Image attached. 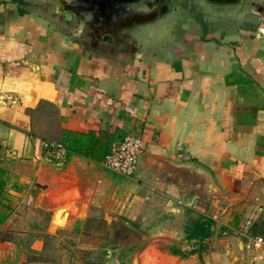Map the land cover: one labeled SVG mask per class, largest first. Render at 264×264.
Masks as SVG:
<instances>
[{
    "label": "crops",
    "instance_id": "obj_1",
    "mask_svg": "<svg viewBox=\"0 0 264 264\" xmlns=\"http://www.w3.org/2000/svg\"><path fill=\"white\" fill-rule=\"evenodd\" d=\"M240 21L219 40L196 31L181 47L168 49L164 36L118 55L20 0H0V192L13 208L0 233L30 213L31 254L42 255L47 241L65 243L61 226L78 232L94 214H111L146 235L130 264H187L196 255L248 264L249 252L236 263L223 239L250 216V232L264 236V15ZM128 135L146 145L132 177L103 165ZM42 140L65 143L63 166L43 157ZM189 161L207 166L225 195L195 189L170 165ZM196 219L212 220L210 237L187 239ZM22 249L2 237L0 264L24 261Z\"/></svg>",
    "mask_w": 264,
    "mask_h": 264
},
{
    "label": "flooded vegetation",
    "instance_id": "obj_2",
    "mask_svg": "<svg viewBox=\"0 0 264 264\" xmlns=\"http://www.w3.org/2000/svg\"><path fill=\"white\" fill-rule=\"evenodd\" d=\"M35 1L63 30L74 33L81 27L78 33L87 46L118 55L128 54L133 47L155 45L164 36H168V49L184 46L191 42L196 31L205 32L200 14L208 11L240 20L264 15V0H129L130 4L122 6L123 11H119L117 18L102 22L96 28L89 24L82 26L81 16L77 20L68 19L64 6L58 11L57 0ZM231 26H236V22Z\"/></svg>",
    "mask_w": 264,
    "mask_h": 264
},
{
    "label": "rangeland",
    "instance_id": "obj_3",
    "mask_svg": "<svg viewBox=\"0 0 264 264\" xmlns=\"http://www.w3.org/2000/svg\"><path fill=\"white\" fill-rule=\"evenodd\" d=\"M24 6H28L32 11H42L35 0H20ZM225 13L208 11L200 14L203 20L205 33L211 34L218 40L222 35H228L238 27V19H229ZM238 21V22H237ZM236 22V26L234 25ZM203 32V29L201 30ZM28 206V205H27ZM88 221L87 226L81 227L78 232H74L72 228L66 229L68 225L61 226L65 243L61 241V245H57L54 239L47 241L45 252L42 255L31 254V214L24 212L19 213L7 230L0 233L2 237L13 238L22 247L25 253V259L17 264H130V251H136L143 238L141 234L124 225H119L112 219H109V225L101 214H94ZM10 216L6 218L7 221ZM21 222L19 230L12 226L14 222ZM133 223V222H132ZM134 224V223H133ZM15 226V225H14ZM138 227V226H137ZM83 233L81 234V231ZM141 230V229H140ZM18 231V233H17ZM143 232V230H141ZM144 234V232H143ZM72 235V236H71ZM97 243L95 249H81V243ZM105 248L115 249V257L107 258ZM79 256V257H78ZM7 261V262H6ZM5 264H15L13 261L6 259ZM187 264H206L203 257L196 255L192 261Z\"/></svg>",
    "mask_w": 264,
    "mask_h": 264
},
{
    "label": "water",
    "instance_id": "obj_4",
    "mask_svg": "<svg viewBox=\"0 0 264 264\" xmlns=\"http://www.w3.org/2000/svg\"><path fill=\"white\" fill-rule=\"evenodd\" d=\"M131 1V0H130ZM129 0H57L59 4L58 11H68V19L77 20V16L82 17L81 25H91L100 28L102 22H111L117 18L119 11H123L122 6L130 4ZM78 27L77 30H80ZM103 32V31H101ZM170 165L175 169L185 171L187 180L191 182L195 189L203 191L210 196L225 195L222 188L217 184L212 171L205 165L197 161H189L175 164L170 162ZM186 201H191V196L187 195ZM107 219H112L119 225H124L141 234L143 239L146 235L133 224L131 221L116 215H109ZM225 243H229L232 247L230 257L236 263H242L245 260V241L240 235H230L223 239Z\"/></svg>",
    "mask_w": 264,
    "mask_h": 264
},
{
    "label": "built area",
    "instance_id": "obj_5",
    "mask_svg": "<svg viewBox=\"0 0 264 264\" xmlns=\"http://www.w3.org/2000/svg\"><path fill=\"white\" fill-rule=\"evenodd\" d=\"M43 157L55 164L63 166L69 157L70 150L62 141L42 140ZM146 151L145 141L138 135H128L123 140L113 144L111 151L106 155L104 166L123 176L132 177L136 174L139 163ZM262 208H259L261 210ZM254 218L246 217L236 234L243 237L245 250L249 252L248 264H264V236L253 235L250 228Z\"/></svg>",
    "mask_w": 264,
    "mask_h": 264
},
{
    "label": "trees",
    "instance_id": "obj_6",
    "mask_svg": "<svg viewBox=\"0 0 264 264\" xmlns=\"http://www.w3.org/2000/svg\"><path fill=\"white\" fill-rule=\"evenodd\" d=\"M6 174V171L0 167V189L2 190V187L5 184V180L3 179ZM0 209L3 211L0 212V222L6 220V218L12 213V205L11 202L7 199L6 196L3 194V192H0ZM212 225V220L206 219V220H200L196 219L194 220L187 232V239H204L207 237H210L212 235V232L210 230V227ZM206 247H202L200 251H203ZM174 253H177L178 251L176 249L172 250ZM184 256V254H183Z\"/></svg>",
    "mask_w": 264,
    "mask_h": 264
}]
</instances>
